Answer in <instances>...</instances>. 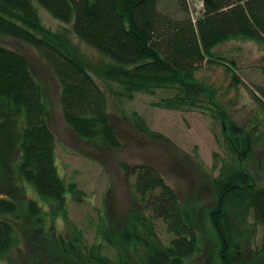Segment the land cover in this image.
<instances>
[{
  "label": "trees",
  "instance_id": "obj_1",
  "mask_svg": "<svg viewBox=\"0 0 264 264\" xmlns=\"http://www.w3.org/2000/svg\"><path fill=\"white\" fill-rule=\"evenodd\" d=\"M202 1L204 10L194 21L161 12L159 0H0V34L39 52L59 83L64 119L79 137L120 149L109 95L97 78L117 83L120 90L110 92L119 98L161 89L171 93L158 101L161 107H209L202 97L211 92L195 72L205 61L224 63L213 49L238 36L264 40V0ZM35 2L53 18L71 23L74 34L109 61L89 63L68 28L45 26ZM233 79L241 81L236 72ZM259 93L254 96L264 108V86ZM49 110L28 59L0 43V264L16 248L22 250V242L25 251L7 264H185L191 258L190 264H264V186L245 168H236L232 157L211 179L220 193L210 213L219 249L207 245L204 259L194 261L202 249L196 200L182 199L156 167L146 164L131 172L133 206L119 236L123 247L116 246V256L110 257L102 244L89 245L69 220L68 194L82 202L85 193L59 173ZM229 135L233 153L247 162L253 148L247 130L232 123ZM28 184L42 202L28 195ZM251 210L262 226L261 243L252 258L238 257L244 255L240 240ZM58 218L66 222L63 231L55 224ZM159 220L171 235L168 243L157 234ZM98 233L115 246L114 230L100 226Z\"/></svg>",
  "mask_w": 264,
  "mask_h": 264
},
{
  "label": "rangeland",
  "instance_id": "obj_2",
  "mask_svg": "<svg viewBox=\"0 0 264 264\" xmlns=\"http://www.w3.org/2000/svg\"><path fill=\"white\" fill-rule=\"evenodd\" d=\"M35 6L45 26L53 31L69 29L70 38L89 63L99 66L109 61L81 41L72 31L71 23L53 18L36 2ZM158 9L176 19L189 15L196 21L204 4L202 0H159ZM0 43L23 54L44 86L50 104L49 124L57 137L59 173L66 183H76L85 193L82 202L68 194L69 220L83 232L89 245L102 244L103 253L110 257L116 256V246L123 247L119 236L133 206L131 185L135 175L131 172L136 166L146 164L156 167L182 199L193 198L197 202L195 209L202 249L201 254L194 256V261L204 259L207 245L219 249L210 213L218 206L220 193L213 188L211 179L219 175L224 162L232 157L236 168H245L255 183L264 186V108L254 96H259V86H264V40L238 36L213 49L218 60L224 63L205 61L195 72V77L211 92L210 98L202 97L209 107L182 110L161 107L158 101L171 94L161 89L154 94L138 92L132 99L119 98L110 92L112 87L115 91L120 90L117 83L96 77L109 95L111 121L119 130L123 143L120 149L102 147L82 139L71 129L63 116L59 83L33 46L1 34ZM234 71L241 78L239 84L234 83ZM232 123L244 127L251 137L253 148L247 162H242L233 153L228 138ZM27 189L30 197L42 202L32 185L28 184ZM255 221L251 210L246 227L242 228L244 242L236 240L244 254L240 252L238 257L252 258L261 243L262 226ZM55 224L62 231L66 228L63 218H58ZM100 226L115 231V246L108 245L99 235ZM158 226L159 238L168 243L171 235L166 223L159 220ZM24 247L26 243L22 242V250L16 248L1 263L7 264L21 256ZM190 261L193 259H188L185 264ZM133 263L138 264L134 260Z\"/></svg>",
  "mask_w": 264,
  "mask_h": 264
}]
</instances>
